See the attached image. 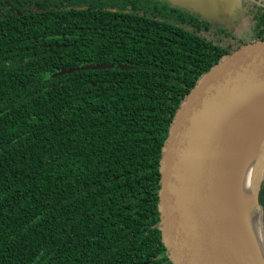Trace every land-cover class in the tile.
<instances>
[{
	"label": "trees",
	"instance_id": "obj_1",
	"mask_svg": "<svg viewBox=\"0 0 264 264\" xmlns=\"http://www.w3.org/2000/svg\"><path fill=\"white\" fill-rule=\"evenodd\" d=\"M0 0V264H173L160 159L197 80L264 40V8ZM87 64L121 68L79 70ZM264 240V178L259 192Z\"/></svg>",
	"mask_w": 264,
	"mask_h": 264
},
{
	"label": "water",
	"instance_id": "obj_2",
	"mask_svg": "<svg viewBox=\"0 0 264 264\" xmlns=\"http://www.w3.org/2000/svg\"><path fill=\"white\" fill-rule=\"evenodd\" d=\"M165 1L209 17L228 6L226 0ZM112 68L124 66L87 64L55 76ZM263 94L264 40H257L223 56L199 77L178 107L162 148L157 204L162 241L173 264H248L226 236L216 179L230 129Z\"/></svg>",
	"mask_w": 264,
	"mask_h": 264
},
{
	"label": "bare ground",
	"instance_id": "obj_3",
	"mask_svg": "<svg viewBox=\"0 0 264 264\" xmlns=\"http://www.w3.org/2000/svg\"><path fill=\"white\" fill-rule=\"evenodd\" d=\"M219 157L216 196L226 236L248 264H264L258 205L264 176V94L240 113Z\"/></svg>",
	"mask_w": 264,
	"mask_h": 264
},
{
	"label": "rangeland",
	"instance_id": "obj_4",
	"mask_svg": "<svg viewBox=\"0 0 264 264\" xmlns=\"http://www.w3.org/2000/svg\"><path fill=\"white\" fill-rule=\"evenodd\" d=\"M226 1H228V4H227L228 6L226 7L225 11H228L229 10V7H234L237 4V1L236 0H226ZM223 4H224V2H223Z\"/></svg>",
	"mask_w": 264,
	"mask_h": 264
},
{
	"label": "built area",
	"instance_id": "obj_5",
	"mask_svg": "<svg viewBox=\"0 0 264 264\" xmlns=\"http://www.w3.org/2000/svg\"><path fill=\"white\" fill-rule=\"evenodd\" d=\"M261 7H264V0H255Z\"/></svg>",
	"mask_w": 264,
	"mask_h": 264
},
{
	"label": "flooded vegetation",
	"instance_id": "obj_6",
	"mask_svg": "<svg viewBox=\"0 0 264 264\" xmlns=\"http://www.w3.org/2000/svg\"><path fill=\"white\" fill-rule=\"evenodd\" d=\"M261 7V6H260ZM262 8H264V7H262Z\"/></svg>",
	"mask_w": 264,
	"mask_h": 264
}]
</instances>
